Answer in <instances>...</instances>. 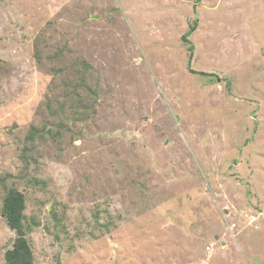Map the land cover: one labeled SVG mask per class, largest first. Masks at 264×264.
I'll list each match as a JSON object with an SVG mask.
<instances>
[{
	"label": "rangeland",
	"instance_id": "374dc122",
	"mask_svg": "<svg viewBox=\"0 0 264 264\" xmlns=\"http://www.w3.org/2000/svg\"><path fill=\"white\" fill-rule=\"evenodd\" d=\"M11 189L33 264H264V0H0V264Z\"/></svg>",
	"mask_w": 264,
	"mask_h": 264
},
{
	"label": "trees",
	"instance_id": "16d2710c",
	"mask_svg": "<svg viewBox=\"0 0 264 264\" xmlns=\"http://www.w3.org/2000/svg\"><path fill=\"white\" fill-rule=\"evenodd\" d=\"M24 208V196L19 191L11 189L5 194L2 200L1 216L5 219L8 228L16 233L12 247L4 253L5 264H33L32 250L25 237Z\"/></svg>",
	"mask_w": 264,
	"mask_h": 264
},
{
	"label": "built area",
	"instance_id": "2783aa9c",
	"mask_svg": "<svg viewBox=\"0 0 264 264\" xmlns=\"http://www.w3.org/2000/svg\"><path fill=\"white\" fill-rule=\"evenodd\" d=\"M210 248V247H209ZM209 248H207L209 250Z\"/></svg>",
	"mask_w": 264,
	"mask_h": 264
}]
</instances>
